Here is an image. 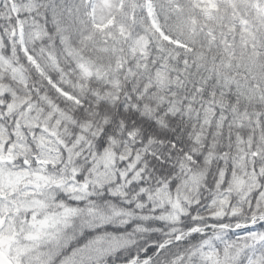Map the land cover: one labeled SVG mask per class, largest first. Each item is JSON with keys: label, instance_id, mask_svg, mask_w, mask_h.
<instances>
[{"label": "snow or ice", "instance_id": "snow-or-ice-1", "mask_svg": "<svg viewBox=\"0 0 264 264\" xmlns=\"http://www.w3.org/2000/svg\"><path fill=\"white\" fill-rule=\"evenodd\" d=\"M0 264H264V0H0Z\"/></svg>", "mask_w": 264, "mask_h": 264}]
</instances>
